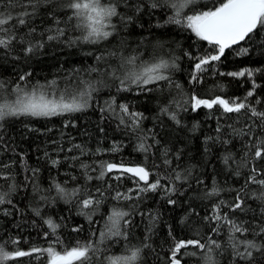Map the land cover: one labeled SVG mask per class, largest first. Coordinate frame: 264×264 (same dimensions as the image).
Instances as JSON below:
<instances>
[{
	"label": "trees",
	"instance_id": "1",
	"mask_svg": "<svg viewBox=\"0 0 264 264\" xmlns=\"http://www.w3.org/2000/svg\"><path fill=\"white\" fill-rule=\"evenodd\" d=\"M213 2L214 0H198L195 10H204V5L210 8ZM129 3L134 5L136 0H129ZM0 10H9L8 4L5 2L0 5ZM20 10V4L11 9L14 15ZM118 11L122 15L133 17L126 24L119 17L113 18L118 34L99 45L77 43L69 47L66 42L47 41L45 33V29L54 24L53 18L47 13L54 12L61 20H65L67 10L59 9L55 4L44 6L40 14L31 19V23L20 27L19 34L23 36L29 28L35 27L36 32L30 39L33 43L43 40L45 46L26 56L23 51L25 45L18 42L11 55H0V81L5 85L0 92V102L15 101L17 94L13 89L18 83L22 89L31 92L39 82V85L44 86L43 91L49 94L55 91L56 95L60 92L68 95L78 93L85 88V84L80 83L81 80L99 88L98 92L93 93L91 107L82 112L52 117H8L3 121V127H0V192L8 193L12 204L0 205V209H7L11 213L5 215L0 210V243L10 237L18 238V247L28 250L34 246L47 248L59 238L61 243L55 247L62 252L65 248L73 247L77 241L84 242L90 238L99 240V233L104 228L110 211L116 207L130 213L131 245H139L144 240L150 225L149 214L156 217L148 241L152 248L145 254L147 264H169L167 257L174 243L173 237L175 240L197 239L205 244L209 238L216 240L221 248L214 249L213 255L219 264H232L229 225L223 220L218 224L217 221L205 220L204 217L212 215L214 204L224 201L219 209L221 215L226 213L229 219L244 222L250 228L256 226L253 221L264 224V215L260 211L264 204L252 197V193H258L260 187L256 184L245 187L252 166L251 155L246 154L250 149L254 153L252 145L256 143L255 137H264V132L253 126V120L249 119L250 113L242 111L239 114H225L219 106H214L211 110L201 107L193 111L191 104L186 101L193 94L205 99L221 96L229 100H243L254 80L259 87L253 97H248V103L264 110V43L260 42L264 39V30L251 42L241 41L226 49L220 61L213 62L211 68L200 74V81L192 83L191 74L197 62L195 57L215 54L213 46L207 41L199 40L186 28L165 24L168 17L173 15L168 7H146L142 14H136L133 9L121 3ZM184 14L192 12L186 8ZM158 24L161 26L158 27ZM80 35L79 31H70L65 40ZM158 44L163 47H157ZM241 48H248L249 52L240 55L238 53ZM106 50H115L125 57L139 56L135 69L137 71L143 62H152L160 57L169 60L176 58L177 67L167 72L172 86L160 82L159 88L156 85L146 86L155 89L153 91H140L133 86L131 91L118 92V82L106 73L115 70L123 78L131 69L130 66L121 67L119 55L98 64L96 55ZM185 52L190 53L192 58L185 55ZM90 67H96L99 71L89 72ZM245 68L262 70L251 78L221 75ZM25 73L31 75L26 81H19V77ZM49 81H55V84L48 86ZM99 81L107 86L102 87ZM176 84L181 87L176 88ZM112 98L115 113L101 112V108L111 103ZM257 99L260 100L259 104ZM120 104L128 105L131 112L143 114L144 119L140 121L138 129L129 126L131 120L127 117L126 123L120 122ZM165 106L176 113L179 125L168 115L161 113V108ZM248 128L252 129L251 135L239 134L241 130L247 131ZM207 137L212 139L206 141ZM142 138H146V143L152 145L148 153L137 150ZM74 145H80L81 148H75ZM113 147L118 151H112ZM98 148L104 151L97 153ZM81 149L84 150V155H81ZM229 155L231 159L226 164L225 157ZM74 156L79 159L72 160L71 157ZM52 159H59L60 163L54 167ZM165 159L170 163L166 164ZM246 160L250 162L249 165L242 166ZM101 162L144 165L154 173L150 179L159 177L164 188L144 193L140 198L129 201L112 200L110 196L116 190H135V184L128 174L121 180H116V172L106 176L104 180L86 181L85 170L80 165H89L88 175L96 177L99 175ZM255 165L264 170V161H256ZM33 169L39 171L34 174ZM237 171L239 175H236ZM177 172L188 175L187 181H176L174 177ZM53 180L69 191L79 186L84 190L80 193L81 200L86 198L85 192L95 194L97 188L107 190L109 185L112 187L106 192L109 198L104 200L90 224L85 216L79 214L76 198L66 202L57 195L55 188L51 186ZM173 185L176 191L166 195L164 189ZM12 186L16 188L14 192H10ZM37 187L38 191L35 190ZM213 188L221 191L218 195L207 196L206 193ZM241 189L244 191L241 192ZM238 192L243 200V211L230 207ZM131 195L134 196L135 192ZM41 197L47 199L43 200ZM169 198L175 200L176 204L170 205ZM33 209H39L41 216H36ZM47 219H52L60 227L55 234L45 238L44 233L50 231L44 223ZM78 226L82 231H72ZM217 227L218 232H213ZM93 232L96 233L95 236L92 235ZM235 236L238 239L253 238L251 231L243 236L236 233ZM117 240L119 238H113L99 245L105 257L118 256L124 252L125 242ZM257 241L261 242L259 237ZM7 247L13 250L11 244ZM184 251L196 252V255H184L182 264H203L206 249L190 246L182 250ZM18 259L20 264H47L46 253L40 259ZM95 260L94 257L93 264Z\"/></svg>",
	"mask_w": 264,
	"mask_h": 264
},
{
	"label": "snow or ice",
	"instance_id": "2",
	"mask_svg": "<svg viewBox=\"0 0 264 264\" xmlns=\"http://www.w3.org/2000/svg\"><path fill=\"white\" fill-rule=\"evenodd\" d=\"M8 4L9 10H0V55L8 56L15 51V45L19 42L25 45L23 48L24 54H34L36 50L45 46L43 40L32 42L30 37L36 32L35 27L28 29L25 35H20V27L27 26L31 23V19L39 15L44 6H51L55 4L59 9L67 10V17L65 20H61L54 12H48L47 15L51 16L54 20V24L45 29L47 41L66 42L67 46L71 47L77 43H88L92 45H99L103 41H107L109 37H113L118 34L117 25L113 22V18L119 17L122 23H128L133 20L132 16L122 15L118 9L123 3L126 7L133 9L136 14H142L146 7L148 9H156L168 7L173 11V15L169 16L164 22L165 24H175L177 26L190 30L195 36L202 41H207L209 45L216 49L215 54H208L204 56L195 57L197 62L194 64V69L191 74L192 83L200 81V74L205 72L207 68L213 66V62L220 61L221 56L224 55L225 50L231 48L234 45L239 44L241 41L248 40L251 42L255 36L259 35L264 30V0H214L212 7L204 5V10L196 11L195 6L198 0H136V3L130 4L129 0H0V5L4 3ZM17 4L21 5V10L17 14H13L11 9H14ZM190 6H193L190 8ZM188 8L192 14H184V10ZM63 24V27L60 25ZM158 27L161 25H157ZM79 31L80 36L73 38L67 37L69 32ZM43 35V34H42ZM27 38V39H26ZM264 43V39L260 41ZM123 46V41L121 42ZM157 47L162 48V44H158ZM249 52L248 48H241L238 54L246 55ZM120 56L122 61L121 67L130 66L128 72L124 74L123 78L117 75L116 71L106 73L114 81H117L119 87L117 91H131L135 86L140 91H153L155 89L148 88V85L160 86V82H166L169 86H172L171 77L167 75L168 70L177 67L176 58L171 60L160 57L154 59L152 62H143L140 69L137 71V61L139 56H123L115 50L104 51L99 55H96V61L107 62L108 59ZM190 58L191 54L185 52ZM16 58V57H14ZM262 69H249L245 68L238 72L222 73L221 75H228L233 77L247 76L253 77L256 72ZM89 72L99 71L96 67H90ZM31 75V73H25L19 77V81L24 82ZM80 83L85 84V88L78 93L71 95L66 92H60L56 95L55 91L51 94L43 91V87L37 85L33 87V90L29 93L22 89L19 83L13 89L17 94L15 101L13 102H0V127H3V121L8 117H52L61 116L68 113L82 112L91 107L90 101L93 99V93L98 92L99 88L93 87L81 80ZM102 87L107 86L103 81L98 82ZM55 84V81H49L48 86ZM176 88H180L179 84L174 85ZM5 85L3 81H0V92L3 91ZM259 87L253 80L252 88L247 92L243 100L234 98L232 100L222 98L221 96H215L214 98L205 99L200 98L193 94L186 103L191 104V109L196 111L197 109L204 107L209 110L214 106H219L223 113H250L249 119L253 120V126L264 132V110H259L256 106L248 103V97H253L256 89ZM162 90V89H160ZM114 98L112 102L108 103L106 107L101 108V112L111 111L115 113L113 108ZM260 100L257 99V104ZM180 106L179 104L177 105ZM120 122L126 123L125 117L131 120V127L138 129L140 121L144 119L142 113H136L129 111V107L126 104H120ZM161 113L168 115L169 118L177 125L180 121L177 119V115L174 111H170L168 107H162ZM254 118V119H253ZM259 123H256V122ZM67 124V122H66ZM219 131V128L217 129ZM251 128L247 131L241 130V135H251ZM155 140V137H152ZM211 137H207V140H211ZM256 143L252 145L255 151L246 155H251L252 166L250 168V174L247 176L245 187L248 184H256L260 187V191L253 192L252 197L260 200L264 204V170L255 165L256 161H264V137L256 136ZM159 143V141H155ZM75 148H81L80 145H74ZM152 145L146 143V138H142L141 142L137 146V150L148 153L151 150ZM72 149H69L71 151ZM112 151H118L116 147L111 149ZM104 151L103 149H97V153ZM85 152L81 149V155ZM47 156V153H45ZM167 156V151H165ZM67 159V158H66ZM72 160H78L79 157H71ZM231 159V156L225 157V163ZM166 164L170 163L167 159L164 161ZM60 163L59 159H52V166H57ZM249 161L246 160L242 166H248ZM4 167H7L5 165ZM80 167L84 169V176L86 181L93 179L104 180V178L113 172L118 173L115 176L116 180H121L126 174H131L129 178L133 179L135 184L134 189H128L127 192H121L116 190L114 195L110 198L115 201H129L140 198L142 194L148 192H156L158 189L164 188L161 185L160 178L155 180L150 179L154 173L146 168L144 165L127 166L123 163L117 164L113 162H101L99 164V175L96 177L88 175L89 165L81 164ZM95 170V169H93ZM33 173L38 172V169H33ZM190 171L188 175H190ZM188 175H181L177 172L174 179L176 181H187ZM236 175H239L237 171ZM75 179V177H73ZM202 182V181H198ZM55 188L57 195L64 199L66 202H70L73 198H76L79 204V214L85 216V218L91 224L93 222L94 214L99 210L100 206L104 203L105 199L109 197L106 192L111 189V185L107 190H101L97 188L95 194H89L85 192L86 198L80 199V193L84 191L79 186L69 191L61 183L53 180L52 185ZM16 190L15 186L10 188V192ZM38 191V187L35 189ZM135 192V195L131 193ZM165 194H171L176 191L175 185L164 189ZM221 191L219 188H213L207 192L206 195L211 197L218 195ZM241 192L244 189L240 190ZM46 200L47 197H41ZM5 203L12 204L11 199H8V193L0 192V205ZM168 203L170 205L176 204V201L169 198ZM213 205V213L211 216H205V220H215L219 224L221 220L225 221L229 225L230 229V248H231V260L232 264H264V224H255V227H246L244 222H237L236 220L229 219L225 213L220 214L219 209L221 204ZM243 200L241 199L240 192L237 193L235 202L230 205L231 208L244 210ZM136 207V205H133ZM5 215L11 213L7 209H0ZM261 214L264 215V207H261ZM36 216H41L39 209H33ZM150 215V225L147 229V233L143 241L139 245H131V221L128 219L129 212L118 210L116 207L110 211L107 217L104 228L99 233V240L88 239L87 241L77 243L71 248H65L62 252L57 251L55 245L60 244L61 241L57 238L49 244L47 248L32 247L28 250H23L18 247L20 241L18 238H9V240L0 243V264H8V262H17L20 264L18 258L23 257H35L40 259L45 253L47 254V264H93V258L95 257V264H147L145 254L152 246L148 243L152 235V225L156 222V217ZM48 225L49 232H45L44 236L47 238L50 234H55L56 230L60 227L52 219L44 221ZM258 229V230H257ZM218 227L214 228L213 232H218ZM74 232L82 231L81 227H75L72 229ZM252 232V239H238L235 234L239 233L242 236L245 233ZM96 235L95 232L92 233ZM171 236V232H169ZM257 237L261 242L257 241ZM113 238H119L125 242V249L121 255L107 256L105 257L99 247L105 241H111ZM117 240V242H119ZM169 250L167 260L169 264H182V257L184 255H196V252L188 253L186 250L190 246L196 249L204 250L206 253L203 257V264H219V261L213 255L214 249H220L221 245L211 238L207 244L202 243L197 239L189 240H175ZM13 246V250L8 249V245ZM154 251V249H153Z\"/></svg>",
	"mask_w": 264,
	"mask_h": 264
},
{
	"label": "water",
	"instance_id": "3",
	"mask_svg": "<svg viewBox=\"0 0 264 264\" xmlns=\"http://www.w3.org/2000/svg\"><path fill=\"white\" fill-rule=\"evenodd\" d=\"M125 165H127V166H136V165H130V164H125ZM129 176L131 175V174H128Z\"/></svg>",
	"mask_w": 264,
	"mask_h": 264
},
{
	"label": "rangeland",
	"instance_id": "4",
	"mask_svg": "<svg viewBox=\"0 0 264 264\" xmlns=\"http://www.w3.org/2000/svg\"><path fill=\"white\" fill-rule=\"evenodd\" d=\"M30 93V92H29Z\"/></svg>",
	"mask_w": 264,
	"mask_h": 264
}]
</instances>
